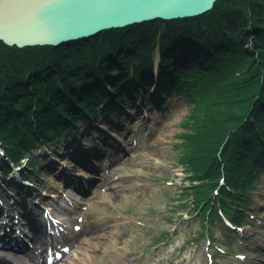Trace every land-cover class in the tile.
I'll return each instance as SVG.
<instances>
[{"label":"trees","instance_id":"trees-1","mask_svg":"<svg viewBox=\"0 0 264 264\" xmlns=\"http://www.w3.org/2000/svg\"><path fill=\"white\" fill-rule=\"evenodd\" d=\"M157 50L170 81L163 98L182 96L190 107L179 157L190 181L182 195L191 201L181 206L191 205L202 222L198 239L212 236L216 224L228 236L223 216L237 227L249 224L242 209L252 206L264 167V0H217L196 18L155 20L57 48L0 42L2 173L25 166L40 176L24 155L68 141L80 133L79 121L114 111L116 93L125 106L120 88L138 95L136 84L154 79Z\"/></svg>","mask_w":264,"mask_h":264},{"label":"rangeland","instance_id":"rangeland-1","mask_svg":"<svg viewBox=\"0 0 264 264\" xmlns=\"http://www.w3.org/2000/svg\"><path fill=\"white\" fill-rule=\"evenodd\" d=\"M24 17L17 14L10 21H20ZM164 84H169L168 78H159L158 84L150 83L145 96L148 99L152 94L151 101L142 99L138 104L128 101L126 110L99 114L103 124L116 126L119 132L105 130L101 123L85 136H81L82 133L78 138L72 135L68 142L58 139L56 147L38 145L25 154L39 169L40 176L28 175L24 166L11 169L6 180L19 179L15 182L22 184L20 189L10 182L5 185L0 174V222L14 218L25 233L24 238L29 240V220L20 213L30 212V216H34L47 212L57 220L69 222L73 227L70 233L73 229L87 227L94 233L88 238L90 240L95 235H111L110 240L98 243L92 254L93 263L86 264H245L250 255L261 262L264 256V167L254 186L252 206L242 209L250 216L249 224L239 229L232 227L228 236L223 233L222 226H212L215 234L212 246L208 237L196 240L195 234L201 231L202 222L194 219L191 205L181 206L191 201V197L182 195L184 186L190 181L179 157L180 136L186 132L183 124L190 107L182 96L164 100L161 96ZM78 124L85 129V123ZM92 133L94 135L90 136ZM87 144L91 147H86ZM74 145L93 149L85 161L88 165L77 159L73 161L68 155L62 157L64 148L68 150ZM99 156L100 159H95ZM79 163L101 170L87 172ZM20 177L26 181L20 182ZM85 183L89 191L86 198L77 190V186L83 187ZM113 184L120 188H111ZM93 189L105 195L112 194V200L96 201ZM96 205L98 207L93 208ZM93 224L94 229L90 226ZM40 225L43 230L55 233L48 241L60 248L63 238L56 234L57 228L43 221ZM165 231L171 234L162 240ZM66 237L69 238V234ZM44 256L36 257L42 260Z\"/></svg>","mask_w":264,"mask_h":264},{"label":"water","instance_id":"water-1","mask_svg":"<svg viewBox=\"0 0 264 264\" xmlns=\"http://www.w3.org/2000/svg\"><path fill=\"white\" fill-rule=\"evenodd\" d=\"M216 1L45 0L35 17L30 15L33 19L25 20V17L13 26L2 24L0 19V41L18 48L57 47L69 41L86 40L111 29H124L155 20L196 18L213 10ZM156 70L161 76L160 64Z\"/></svg>","mask_w":264,"mask_h":264},{"label":"bare ground","instance_id":"bare-ground-1","mask_svg":"<svg viewBox=\"0 0 264 264\" xmlns=\"http://www.w3.org/2000/svg\"><path fill=\"white\" fill-rule=\"evenodd\" d=\"M38 1H40L38 3ZM45 4V0H0V19H2V24L4 25H9V26H13V23L16 22H10V18L12 17L14 19V16H16L17 14H23L27 20L29 18L33 19V17H31L30 15L35 17V14L39 11V9H41L43 7V5ZM37 5V6H34ZM35 8V9H33ZM24 17V18H25ZM21 21V20H20ZM4 22V23H3ZM17 22L19 23V21L17 20ZM145 24V23H143ZM136 25H141V24H136ZM3 26V25H2ZM134 26V25H132ZM4 27V26H3ZM130 27V26H129ZM114 30V29H111ZM110 31V30H108ZM106 32V31H104ZM102 32V33H104ZM100 33V34H102ZM98 34V35H100ZM96 35V36H98ZM96 36L93 37H89L86 40H78V41H69L67 44L62 45V46H57V47H63V46H69L73 43H78V42H84L87 40H90ZM2 42V41H0ZM9 47H13V46H9ZM16 47V46H14ZM40 47V46H37ZM41 47H53V48H57L56 46H52V45H47V46H41ZM18 48V47H17ZM24 48H30V47H24ZM24 48H19V49H24ZM181 53H179L180 55ZM173 55H175L176 57H178L179 55L177 53H173ZM157 64H160V67L162 68V60H161V53L159 50H157L155 52L154 55V76L159 75L158 71L156 70L157 68ZM136 79L134 77L131 78V82H135ZM145 84L147 85H142L140 83L136 84V90L134 92H137L138 95L134 94L131 90H129L127 87H125V89H121L119 90V94H121V96L124 97V99L122 100V102L125 104V106L122 103H119L117 100V96L118 94L116 93L115 96L110 100V102H114V104H116L117 108L115 109L116 112H120L122 109L126 110L127 106H128V101H134L138 104V101H141L143 99V101H145L147 99V97L145 96L149 89L146 86H149L150 88V82L151 80L145 79L144 80ZM105 89L108 91V93H110L111 89L109 87H105ZM152 94L149 95L148 99L146 100V102L151 101L152 100ZM114 99V101H113ZM136 106V105H135ZM141 114H136V116H140ZM239 117V116H238ZM103 120L99 119V115L96 117V119L91 118L89 121H87L85 124V129L82 130V134L85 136V134H89L90 130L95 127V125L97 124H101ZM80 122V121H79ZM82 122V121H81ZM84 123V122H82ZM105 125V127L103 129L105 130H113L115 132H119V128H117L116 126H111V125H107V124H103ZM135 128H137L138 130V126H134ZM85 130V131H84ZM94 135L93 133L90 135L92 136ZM99 138V137H98ZM101 138V137H100ZM95 139V136L91 138V141H93ZM92 143V142H91ZM86 147H91L88 144L86 145ZM73 151L71 150H66L65 154L66 155H70V158H75L77 160H79L80 162L83 161L84 164H87L85 161H87L90 156L87 158V156L90 154L89 151H85V150H81L80 147H78L77 145L72 146ZM85 149V148H84ZM108 156H111V154H109ZM103 157V156H102ZM101 157H96L95 159H100ZM95 162L92 165L95 166ZM88 165V164H87ZM90 165V166H92ZM92 166L94 169H92V167H88L90 170V172H94V173H99V169L97 167V169ZM104 171V169L102 170ZM100 180L103 179V174L99 176ZM104 181V180H103ZM93 188V187H92ZM111 188L113 189H117L120 188L119 185L117 184H113L111 186ZM80 190L84 195V197L86 198V196L89 194L88 188L84 185L83 187H80ZM92 193L95 196L96 201H101L103 199H106L108 201L112 200V194H102L100 192H97V190L92 191ZM52 196V195H50ZM96 204H98L96 202ZM98 206L96 205L95 207L93 206V208H97ZM41 209V208H40ZM61 212V210L59 211ZM46 216L44 215V213H37L35 219L30 220L28 223V226H30V233L28 234V239H26V243L23 245V248L19 251H15V250H10V249H6L3 247H0V264H86V263H93V260H91L92 258V254H94V251L97 250V245L98 243L105 241V240H110L111 239V235H95L93 237V240L88 239L89 237L91 238L92 236V229L89 228H82V229H73V231H71L72 236L70 237V239H64L62 242V245L60 248H58L57 245H55V242L51 245L53 249L56 250V253L54 254V256H52L51 258L45 259L43 258L42 260H38L37 259V255H43L46 253H48V249H49V238H48V234L47 232H45L42 228L40 223L43 221L44 223H47V220L45 218ZM38 219V220H37ZM73 220V218H72ZM17 223V222H16ZM55 223V222H54ZM61 225L63 227H66L68 229H71L73 227L70 226V223L62 220L60 221ZM18 224V223H17ZM59 225V224H58ZM6 227V231L9 233L10 235V224L4 225ZM93 226L94 229V224L90 225ZM16 229V233H12L11 237L13 241H18L20 242L22 239L21 235L22 232L19 230V226L15 225L14 226ZM1 228V227H0ZM58 235L62 236L63 238L66 236L65 233L57 231ZM94 234V233H93ZM3 236V232L0 231V237ZM20 239V240H18ZM61 243V242H59ZM80 246H83V248L81 249ZM57 248V249H56ZM100 249H103V247H100ZM105 252V246H104V251ZM45 257V256H44ZM101 257V256H100ZM115 260H117L115 258ZM258 259L253 256L250 255L248 262H245V264H264V256H262V261L259 262L257 261Z\"/></svg>","mask_w":264,"mask_h":264}]
</instances>
